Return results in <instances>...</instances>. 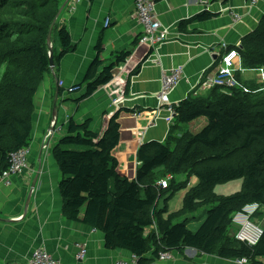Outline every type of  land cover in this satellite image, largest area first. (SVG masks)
Masks as SVG:
<instances>
[{"label":"trees","instance_id":"obj_1","mask_svg":"<svg viewBox=\"0 0 264 264\" xmlns=\"http://www.w3.org/2000/svg\"><path fill=\"white\" fill-rule=\"evenodd\" d=\"M61 6V0H0V175L12 153L29 147L35 95L50 72L47 34L53 23L54 65L74 50L66 27L57 25ZM212 17L203 12L196 18L205 21ZM185 23L179 24L180 31ZM95 49L97 56L80 85L74 86L84 88L77 101L109 83L113 70L130 55L121 53L104 65L100 42ZM234 49L242 69L258 70L264 65V14ZM235 77L240 87L227 92L212 87L176 106V126L186 129L172 143L141 145L134 179L118 173L113 157L120 139L117 114L102 137L90 129V120L76 123L70 119L52 148L61 174L59 192L65 218L102 233L107 250L127 251L138 258V264L150 262L159 252L185 249L264 264V225L258 242L248 246L234 238L236 229L231 221L252 203L261 207L254 217L256 222L264 214V91L262 83L244 82L240 72ZM179 173L197 176V184L188 189L187 182L179 184L187 189L183 204L164 217L166 207L159 208L160 198L172 190L171 177ZM167 176L168 186H157ZM236 179H242L237 194L215 195V186ZM200 209H205L206 218L192 232L186 221ZM153 225L156 230L145 236V230Z\"/></svg>","mask_w":264,"mask_h":264},{"label":"crops","instance_id":"obj_2","mask_svg":"<svg viewBox=\"0 0 264 264\" xmlns=\"http://www.w3.org/2000/svg\"><path fill=\"white\" fill-rule=\"evenodd\" d=\"M66 1L61 0V4ZM134 5L135 0H68L56 19L59 27L68 30L74 50L56 63L35 95L28 167L11 176L8 185L0 183V264H24L37 249L45 250L60 264H113L130 259L127 251L107 250L102 233L65 218L59 192L61 174L52 148L64 135L70 119L76 123L90 120V129L102 137L117 114L120 139L113 157L118 173L134 179L141 145L171 142L186 129L176 126V118L167 121L166 106L157 99L162 76L173 68H182V77L168 96L170 104L176 106L189 96L203 94V84L216 74L224 53L222 44L237 46L264 14V0H258L254 7L247 0H156L158 21L169 38L150 49L138 44L142 27L132 15ZM203 12L213 17L198 20L196 17ZM105 19L110 20L107 28ZM182 22L186 25L180 31ZM99 42L104 65L114 62L121 53L130 55L113 70L109 83L77 101L84 88L75 92L67 89L80 85L97 56L95 47ZM55 45L57 53L59 44ZM235 67L241 68L240 63L236 62ZM240 77L246 83L261 85L257 70L242 69ZM58 82H62L61 88ZM29 193L30 201L25 207ZM151 230L146 229L144 235ZM79 246L85 250L83 259L78 258ZM146 264L237 263L185 249L172 252L169 260H150Z\"/></svg>","mask_w":264,"mask_h":264},{"label":"built area","instance_id":"obj_3","mask_svg":"<svg viewBox=\"0 0 264 264\" xmlns=\"http://www.w3.org/2000/svg\"><path fill=\"white\" fill-rule=\"evenodd\" d=\"M248 3L254 7L256 6L258 0H247ZM134 14L137 23L142 27V33L138 39L139 45H145L152 49L161 43L165 42L169 37L167 31L162 27L161 23L157 18L156 11V0H135ZM110 24L109 19H105L104 26L107 28ZM222 47L224 53L221 55L219 60V65L217 67L216 74L203 84L202 88L204 90H209L212 87H218L223 92L229 91L234 87H240L235 78V62L239 60V57L234 50H228L227 46L223 43ZM259 74L262 83V90H264V66L259 69ZM182 77V68L177 67L169 70L162 76L161 88L157 95V99L162 106H166V111L169 116L167 121L176 116L175 105L168 102V96L179 83ZM59 87H62V82L58 83ZM244 89V88H243ZM78 89L76 87H69L68 92H75ZM247 92L246 89H244ZM28 149L23 148L10 155L9 165L6 170H4L0 175V182L4 185L9 184V178L13 175L20 174L27 167V154ZM168 180H160L157 185L161 188H166L168 186ZM261 207L257 203L246 205L240 212L236 213L232 217V224L236 227V232L234 238L245 243L248 246H254L263 234L261 225L264 224V214L262 215V220L259 222L252 221L251 219L259 213ZM264 213V209H263ZM262 223V224H260ZM80 253L78 254L79 259H83L85 256V250L79 246ZM171 258L169 252H159L154 260L156 261H166ZM246 259L236 260L237 264H247ZM24 264H60L51 255H49L43 249L34 250L31 254L30 259ZM113 264H138V258L134 255L128 260H118Z\"/></svg>","mask_w":264,"mask_h":264},{"label":"rangeland","instance_id":"obj_4","mask_svg":"<svg viewBox=\"0 0 264 264\" xmlns=\"http://www.w3.org/2000/svg\"><path fill=\"white\" fill-rule=\"evenodd\" d=\"M53 37L55 40L57 39L55 34L53 35ZM194 176L187 177L184 173H179L171 177L172 180L170 181L169 185L173 184V188L172 190L168 191L166 195L160 198L159 203V208L166 207V213L164 214V217L167 216L169 213L173 212L174 210L181 208L180 206H182L183 204V193H185L188 188H191L197 184L198 177ZM183 182H187V189H182L181 187H178V185ZM241 186L242 179H236L233 181L218 184L214 188V193L215 195L219 196H230L233 194H237L240 191ZM205 218V209H200L196 211L193 216L188 217V220L186 221V227L188 228V230L195 232ZM261 218L262 217H260V219ZM251 220L255 221L254 217Z\"/></svg>","mask_w":264,"mask_h":264},{"label":"water","instance_id":"obj_5","mask_svg":"<svg viewBox=\"0 0 264 264\" xmlns=\"http://www.w3.org/2000/svg\"><path fill=\"white\" fill-rule=\"evenodd\" d=\"M68 4V0L61 6V8L59 9L58 13H57V16H56V19L59 17V15L61 14L62 10L65 8V6ZM53 25L54 23L51 25V27L49 28V31H48V34H47V44H48V47H49V52H48V56H49V68H50V71L53 72L54 70V50H53V47H52V42H51V33H52V29H53ZM53 113H54V117H56V111H55V105L53 107ZM37 180V177L34 179V181L32 182L31 184V188H30V193L34 190L35 188V182ZM28 194L27 196V199H26V205L25 207L28 206L29 204V201H30V197H31V194Z\"/></svg>","mask_w":264,"mask_h":264},{"label":"clouds","instance_id":"obj_6","mask_svg":"<svg viewBox=\"0 0 264 264\" xmlns=\"http://www.w3.org/2000/svg\"><path fill=\"white\" fill-rule=\"evenodd\" d=\"M238 46H239V44H238L237 46H235V47H238ZM235 47H232L233 49H229V47H227V49H228V50H234V51H236V50L234 49ZM236 53H237V51H236ZM237 55H238V53H237ZM220 57H221V56H220ZM238 57H239V56H238ZM126 61H127V60H126ZM237 62L240 63V59H239ZM235 63H236V62H235ZM54 66H55V65H54ZM263 66H264V65H263ZM263 66H262V67H263ZM262 67H261V68H262ZM235 68H236V69H235V73H236V72H242V69H241V68H237V67H235ZM257 71L259 72V69H258ZM50 72H51V71H50ZM235 73H234V75H235ZM235 78H236V77H235ZM236 80H237V79H236ZM237 82H238V81H237ZM58 83H59V82H58ZM238 84H239V82H238ZM58 87H59V86H58ZM241 87H242V86H241ZM59 88H61V87H59ZM244 89H246V88H244ZM244 89H243V91H244ZM246 90H247V89H246ZM205 91H208V90H205ZM263 91H264V90H263ZM225 92H227V91H225ZM244 92H245V91H244ZM248 92H249V91L247 90V92H245V93H248ZM177 105H178V104H177ZM177 105H176V106H177ZM176 106H175V108H176ZM173 118H175V116H174ZM25 148L28 149L29 147H25ZM28 150H29V149H28ZM167 178H169V180H168V183H169V181H170V177H169V176H167L166 178L161 179V180H166ZM159 181H160V180H159ZM0 183H1V182H0ZM157 183H158V182H157ZM157 186H158V185H157ZM160 188H161V187H160ZM162 189H165V188H162ZM252 204H253V203H252ZM261 224H262V223H261ZM263 225H264V224L261 225V227H262L261 229H262V230H263ZM234 227H235V226H234ZM152 229H153V230H156L155 225H153V228H152ZM235 229H236V227H235ZM170 254H171V253H170ZM131 256H132V255H131ZM153 261H154V259H153ZM155 261H156V260H155ZM235 262H236V260H235ZM247 263H249V262H247Z\"/></svg>","mask_w":264,"mask_h":264}]
</instances>
